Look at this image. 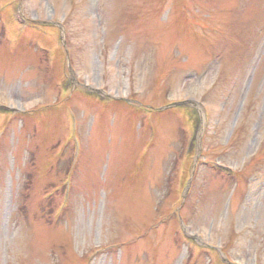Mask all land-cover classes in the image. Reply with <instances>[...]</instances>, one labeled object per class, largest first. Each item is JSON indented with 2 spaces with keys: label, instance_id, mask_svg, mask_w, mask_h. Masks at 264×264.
Masks as SVG:
<instances>
[{
  "label": "rangeland",
  "instance_id": "1",
  "mask_svg": "<svg viewBox=\"0 0 264 264\" xmlns=\"http://www.w3.org/2000/svg\"><path fill=\"white\" fill-rule=\"evenodd\" d=\"M0 264H264V0H0Z\"/></svg>",
  "mask_w": 264,
  "mask_h": 264
}]
</instances>
